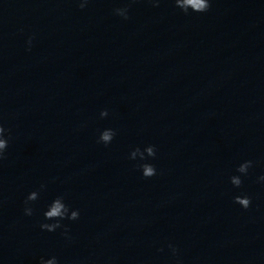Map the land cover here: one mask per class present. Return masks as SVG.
I'll return each instance as SVG.
<instances>
[{
  "label": "water",
  "instance_id": "95a60500",
  "mask_svg": "<svg viewBox=\"0 0 264 264\" xmlns=\"http://www.w3.org/2000/svg\"><path fill=\"white\" fill-rule=\"evenodd\" d=\"M126 3L123 20L113 9ZM0 124L3 264H264V0H212L200 15L171 0H0ZM145 144L151 179L127 159ZM242 160L255 166L235 189ZM56 195L80 209L71 241L39 229Z\"/></svg>",
  "mask_w": 264,
  "mask_h": 264
},
{
  "label": "clouds",
  "instance_id": "9594fccd",
  "mask_svg": "<svg viewBox=\"0 0 264 264\" xmlns=\"http://www.w3.org/2000/svg\"><path fill=\"white\" fill-rule=\"evenodd\" d=\"M136 0H131V3H135ZM152 7H159L161 0H147ZM76 3L80 9H85L91 0H76ZM171 4L175 9H178L184 15H200L205 14L211 7L212 0H171ZM131 4L126 3L120 7L113 9V14L122 18L123 20L129 19V9ZM34 37H28L26 41L27 51L31 50L32 41ZM109 117V111L103 109L99 113L101 120ZM117 132L111 127H105L100 129L96 137V143L101 144L104 147L110 146ZM10 133L9 130L0 124V161L6 157L7 150L9 148ZM129 161L136 162V170L144 179H151L158 175V170L154 161L157 159V148L154 144H145L142 147L136 146L127 154ZM255 166V162L252 160H242L237 164L233 174L228 178V182L235 189H241L244 178H247L250 174V170ZM54 182V181H52ZM257 184L264 185V174L256 177ZM48 184L41 183L38 188L27 193L23 202V215L26 217H32L36 211L34 204L40 199L41 193L47 191ZM233 203L240 206L244 210H248L252 204L251 197L245 193L233 197ZM80 209L72 207L66 201L64 195H56L42 210V219L39 223V229L42 232L55 233L60 230V235L67 241H71L72 236L67 222H76L80 219ZM167 247L175 257L177 255V248L168 243ZM162 251V249H160ZM0 264H3L0 261ZM39 264H60V260L56 255H49L47 257H39Z\"/></svg>",
  "mask_w": 264,
  "mask_h": 264
}]
</instances>
